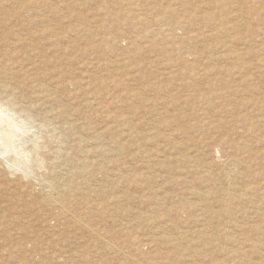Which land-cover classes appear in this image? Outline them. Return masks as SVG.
<instances>
[{"label": "rangeland", "instance_id": "374dc122", "mask_svg": "<svg viewBox=\"0 0 264 264\" xmlns=\"http://www.w3.org/2000/svg\"><path fill=\"white\" fill-rule=\"evenodd\" d=\"M31 3L0 13V67H34L13 82L39 97L9 112L23 130L0 160V264H264V0ZM26 24L32 56L12 49ZM228 34L239 62L211 51ZM248 76L244 124L220 94ZM36 84L71 115L47 116Z\"/></svg>", "mask_w": 264, "mask_h": 264}, {"label": "bare ground", "instance_id": "6f19581e", "mask_svg": "<svg viewBox=\"0 0 264 264\" xmlns=\"http://www.w3.org/2000/svg\"><path fill=\"white\" fill-rule=\"evenodd\" d=\"M32 0H0V13H4L3 14V18L5 20H8L12 17H15V16H20L21 13L23 12V8L28 4V3H31ZM32 4V3H31ZM30 4V5H31ZM29 5V6H30ZM27 6V7H29ZM49 18V14L47 11H44L40 16H39V21L42 23V22H46L47 19ZM238 19V18H237ZM23 22V20H22ZM19 26V24H16L14 27H11L10 29H16L17 27ZM36 33H37V30L34 31V28L32 27L31 24H26L25 26H23L21 29H17L15 31H13L11 33V36H12V39H11V42H12V46L13 48L12 49H16V48H19V47H33L31 48L30 50L33 51L31 52V56L34 55V45H35V37H36ZM65 38V36L63 35V32L61 31H58V32H54L52 34V38H51V41L52 42H61L63 39ZM237 39L233 36H231L230 34L226 35L225 38L221 41L220 45L218 47H211V51H216L217 48L218 50L217 51H220L221 53V57L225 58V59H228V60H234V61H237L239 62L240 60L243 59V57H245V53L240 49V48H236L235 44H237ZM261 57V56H259ZM12 59V57H11ZM262 60L264 61V57L262 58ZM13 63H9V65H6L5 67H0V78L3 77L4 80H0V160L3 162V163H6L7 165L9 164V162L11 161L10 157L8 156L10 153V151H12V149L16 148L17 146H14L13 145V137L14 135H18L20 133V130L22 126H20L18 124V120L14 119L13 116L9 113L10 111L11 112H14V113H22V112H28V114H31L32 115V110H33V107H35L34 103L36 102L37 103V99H32L31 101H27L25 99H23L24 97L22 96V94H19L21 91L18 89L19 85L16 84L15 82H13V79H19L20 76L23 74V76H26V75H30V72L33 71L31 70V68L33 69L34 67H30L26 64V63H23V62H20L18 60H12ZM16 65H15V64ZM8 64V63H7ZM37 68V67H35ZM37 70H39L37 68ZM231 70L232 69H227V74H230L231 73ZM243 69H241L240 71H242ZM36 71V70H35ZM215 71V70H214ZM213 71V74H216L218 71L216 70V72ZM230 71V72H229ZM238 70H233L232 72L234 74H236ZM262 72V71H261ZM264 72V71H263ZM262 72V73H263ZM43 74V72H41ZM41 73H38V74H41ZM36 74V73H35ZM212 74V73H211ZM256 76V75H255ZM248 77H245L244 79L242 80H238V84H236V88L233 86V87H225V91H221V94L220 96H224L226 98H230V101L231 103H233L234 106H236L237 109H239L238 113L237 114V119H238V122L240 121H244L243 123L245 124L246 120L245 118L249 117V115H247V117L245 115H243V111L247 109L248 106H250V101L247 99L248 97H243L244 95H242L241 97V94H245L243 93V90L245 87L244 86V83L248 84V83H251V80L248 79ZM253 80V78H252ZM224 81V83L227 81H230L228 80V78H223L222 82ZM234 82V81H233ZM227 84H231V83H227ZM233 85V84H232ZM42 86V84H36L34 87L37 88L36 90L37 93L32 92L28 95H31L33 97V95H37V94H41L42 93V98L44 96V93H46L45 97H48L49 100H52V104L49 106H45V110H46V114L47 116H52V117H63V118H68L67 116L71 115L69 112H67L66 110H63L61 107H59L58 104H55V100H54V97H52V92L51 90L48 88H44V90H41L39 89L40 87ZM250 87L251 85L246 89L247 90H250ZM34 88V89H35ZM33 89V90H34ZM222 90V89H221ZM46 91V92H45ZM53 91V90H52ZM245 91V92H246ZM55 92V91H54ZM220 93V92H219ZM214 94V93H213ZM211 95V94H210ZM30 96V97H31ZM44 97V98H45ZM211 98V96H210ZM213 98V97H212ZM222 98V97H221ZM41 99V97H40ZM214 99H215V95H214ZM216 100V99H215ZM214 100V101H215ZM50 102V101H49ZM39 103V101H38ZM37 103V104H38ZM93 104V103H92ZM44 105V104H43ZM264 106V104H262ZM234 106H231V107H234ZM61 108V109H60ZM44 110V111H45ZM254 110H257V112H259V116L261 120L264 121V108H259L257 107L256 109L254 108L252 111ZM34 111V110H33ZM36 112V111H35ZM245 112V111H244ZM21 116V115H19ZM35 117V116H34ZM51 117V118H52ZM44 118H46L44 116ZM21 119V117H20ZM27 119V118H26ZM29 119V118H28ZM53 119V118H52ZM225 119V118H223ZM25 120V119H24ZM58 120V119H57ZM65 120V119H64ZM230 120V119H229ZM21 121V120H20ZM52 121V120H51ZM66 121V120H65ZM69 121V119H68ZM53 122V121H52ZM61 122V121H60ZM60 122H56L58 123L59 125V128L60 126ZM229 122V121H228ZM241 122V123H242ZM20 123V122H19ZM55 123V124H56ZM63 124V123H62ZM57 125V126H58ZM229 125V124H228ZM249 125V124H248ZM252 126H254V120L253 122L251 123ZM9 126H14L15 127V130H14V134L11 132V130H9ZM70 126L71 128L74 127V124L70 123ZM76 126V125H75ZM223 126V125H222ZM58 128V129H59ZM62 128V127H61ZM68 128V126H66V129ZM64 129V128H63ZM23 130V129H21ZM99 131V130H98ZM22 132V131H21ZM244 132V131H243ZM245 134V133H244ZM16 135V136H17ZM21 135V134H20ZM18 139V138H17ZM22 139V138H21ZM16 141V140H15ZM224 143L227 144L226 141H224ZM246 143V142H245ZM15 144V143H14ZM221 145V144H220ZM244 145V144H243ZM19 146V145H18ZM235 146V145H234ZM19 148V147H18ZM16 148V150L18 149ZM240 148V147H239ZM9 152V154H7ZM15 152V151H14ZM235 161V160H234ZM232 162V161H231ZM234 166L237 167L241 164V162L239 161H235L234 163ZM207 170H205L206 172ZM245 173V171H244ZM234 174V173H232ZM243 175V174H242ZM242 175H239V176H242ZM230 179V178H229ZM228 178L226 180H229ZM231 180V179H230ZM233 180V179H232ZM233 182V181H232ZM231 183V181H230ZM236 183V182H235ZM234 183V184H235ZM56 185V183H55ZM54 186V185H53ZM230 185H228L229 187ZM232 186V185H231ZM48 188V187H47ZM55 188V187H54ZM234 188V187H232ZM231 188V189H232ZM62 189V188H60ZM230 189V187H229ZM230 189V190H231ZM233 190V189H232ZM250 190V189H249ZM235 191V190H234ZM61 192V191H59ZM66 192V191H65ZM231 192V191H230ZM229 192V193H230ZM248 192V191H246ZM228 193V195H229ZM65 194V193H63ZM233 195L237 196V198L240 196V193H235L232 191ZM60 195V193H59ZM246 196V195H245ZM59 197V196H58ZM63 197V196H62ZM62 200V198H60ZM64 200V199H63ZM60 201V200H59ZM250 201V200H249ZM64 202V201H63ZM51 204V203H50ZM61 204V203H60ZM48 206V205H47ZM63 206V204H62ZM60 206V207H62ZM75 216V215H74ZM75 218V217H74ZM81 218V217H80ZM73 220V219H72ZM80 222V219H76ZM83 226V225H82ZM86 226V225H85ZM88 226V225H87ZM99 234V233H98ZM97 234V235H98ZM101 235V233H100ZM119 249V248H118ZM117 250V249H116ZM141 263V262H140ZM141 264H145V263H141ZM146 264H163V263H146Z\"/></svg>", "mask_w": 264, "mask_h": 264}]
</instances>
